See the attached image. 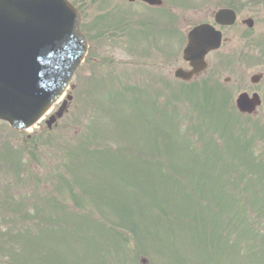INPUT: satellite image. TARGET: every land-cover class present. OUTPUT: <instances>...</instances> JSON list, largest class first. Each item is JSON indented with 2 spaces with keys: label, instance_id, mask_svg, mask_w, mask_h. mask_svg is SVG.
<instances>
[{
  "label": "rangeland",
  "instance_id": "1",
  "mask_svg": "<svg viewBox=\"0 0 264 264\" xmlns=\"http://www.w3.org/2000/svg\"><path fill=\"white\" fill-rule=\"evenodd\" d=\"M198 2L217 11L227 0ZM238 3L239 24L252 17L261 29L262 0ZM118 9L112 18L126 31L137 22V43L139 28L155 37L147 9ZM243 31L210 56L199 84L212 86L189 91L174 79L181 63L107 42L95 55L118 76L96 69L89 82L93 61L84 64L56 127L43 121L20 135L0 123V264H264V103L255 115L236 105L264 93L250 83L264 54H247ZM122 71L133 74L126 81ZM139 80L141 92L120 88Z\"/></svg>",
  "mask_w": 264,
  "mask_h": 264
},
{
  "label": "water",
  "instance_id": "2",
  "mask_svg": "<svg viewBox=\"0 0 264 264\" xmlns=\"http://www.w3.org/2000/svg\"><path fill=\"white\" fill-rule=\"evenodd\" d=\"M79 27L80 16L66 0H0V120L28 130L62 97L87 51ZM195 34L190 47L201 54L187 59H200L201 65L177 73L185 80L205 67L203 58L214 48L210 33L202 41ZM238 104L250 109L244 96ZM64 109L65 104L59 117Z\"/></svg>",
  "mask_w": 264,
  "mask_h": 264
},
{
  "label": "flooded vegetation",
  "instance_id": "3",
  "mask_svg": "<svg viewBox=\"0 0 264 264\" xmlns=\"http://www.w3.org/2000/svg\"><path fill=\"white\" fill-rule=\"evenodd\" d=\"M163 5L160 7L152 6L149 7L147 4L135 0L130 2L129 0H76L75 2L79 5V8L84 9L86 12H89L90 18L86 21V31L89 37L93 41L100 40L103 37H109L114 39L115 31L117 29L118 37L121 41L125 42H135L136 37H130L131 30L136 29L138 27L137 22L131 24V29L126 31L125 26L123 24V18L118 21L117 28L112 29L111 25L115 22L116 19L112 18V15L120 10L118 7H122L124 5L127 6H142L147 9L151 14V21L148 22V25L154 30L155 37H147L144 35L143 28H139L140 34L143 36V40L151 41L154 44V51L152 54H166L165 62L168 64L170 59V66L173 67V61L169 54H184V49L187 46L189 34L191 31L201 25L210 24L215 26L218 30L223 32V36L227 38L228 32L231 30H242L244 25L243 21L239 24V16L241 13L239 12V0H227L224 4L223 9H229L235 11L237 14V23L233 27H218L215 24V15L216 10L213 5H210L208 8H205V5L199 3V0H162ZM263 9H264V0ZM208 12L206 13V10ZM217 9V8H216ZM99 10L103 16L100 19L91 18L94 16L95 11ZM209 10H214L213 12H209ZM122 11V10H121ZM124 16V13H123ZM200 16V17H199ZM188 17V21L191 22L194 17L193 24H190L185 20ZM248 25L243 32H245L246 39V48L247 54H264V15L261 22V29L259 25H257L258 20H255L252 17H248ZM254 21V23H253ZM115 25V24H114ZM229 41V39L227 38ZM175 43H181L183 45L182 51H175ZM248 43V45H247ZM260 46V50H259ZM91 53L99 52L98 46L93 44L90 45ZM94 49V50H92ZM259 50V51H258ZM256 51V52H255ZM210 56L215 54H222L221 51L210 53ZM209 56V57H210ZM163 58V55H162ZM250 62L255 63V59L253 57L248 56ZM184 68H189L187 63H184ZM258 65V64H256ZM262 68L264 70V59L262 63ZM262 74V84L264 86V72ZM264 98V93H263Z\"/></svg>",
  "mask_w": 264,
  "mask_h": 264
}]
</instances>
